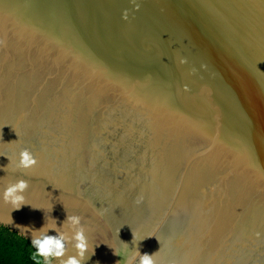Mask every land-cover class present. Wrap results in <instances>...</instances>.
I'll use <instances>...</instances> for the list:
<instances>
[{
	"label": "water",
	"instance_id": "obj_1",
	"mask_svg": "<svg viewBox=\"0 0 264 264\" xmlns=\"http://www.w3.org/2000/svg\"><path fill=\"white\" fill-rule=\"evenodd\" d=\"M136 3L0 0V153L37 159L0 156V193L28 184L0 225L54 220L67 259L79 215L84 264L148 236L154 264H264V0Z\"/></svg>",
	"mask_w": 264,
	"mask_h": 264
},
{
	"label": "clouds",
	"instance_id": "obj_2",
	"mask_svg": "<svg viewBox=\"0 0 264 264\" xmlns=\"http://www.w3.org/2000/svg\"><path fill=\"white\" fill-rule=\"evenodd\" d=\"M130 2L134 5L135 8L139 7V5L136 3V0H130ZM127 16H128V12L127 10H125V12L122 14V18L127 19ZM181 63H183L182 60ZM257 71H259V69H257ZM0 156H6L9 160V164L15 162L16 167L20 169H34L35 167H37L36 157L27 148L22 149L18 153V161L16 159L15 160L10 159L9 156L4 155L2 153H0ZM27 187L28 184L26 181L18 180L14 184L4 187L2 193H0V198H2L5 203L11 205L13 209H19L22 205L27 203L25 201L24 196L19 194L22 193ZM66 223L70 226L75 227V231L71 236V241L73 242L72 248L75 251V255H71L67 259H60L64 255V251H65L62 241H67L69 237L65 235V233L62 232L60 229H58L56 227L55 221L52 220L51 222L43 226L38 233L33 235V238L31 240V246L33 249H35V255L33 257L34 259H36L37 257L42 258L43 264H52V260L54 258L58 259L60 261V264H84V262L91 255L94 254V246L90 247L89 245V239L85 235V228L82 224V218L79 215H68L66 217ZM49 229L56 231L58 233L57 236L53 237V236L45 235V233ZM132 237L134 239L133 233H132ZM148 237H152V236H148ZM148 237H144L138 242ZM137 244H136V255L140 257V264H154L153 256L157 251L151 255L148 254L142 255L138 251ZM86 253L88 254L87 258H86ZM114 254L117 255L115 252Z\"/></svg>",
	"mask_w": 264,
	"mask_h": 264
},
{
	"label": "trees",
	"instance_id": "obj_3",
	"mask_svg": "<svg viewBox=\"0 0 264 264\" xmlns=\"http://www.w3.org/2000/svg\"><path fill=\"white\" fill-rule=\"evenodd\" d=\"M34 255L27 238L0 225V264H43L42 258L34 259Z\"/></svg>",
	"mask_w": 264,
	"mask_h": 264
}]
</instances>
